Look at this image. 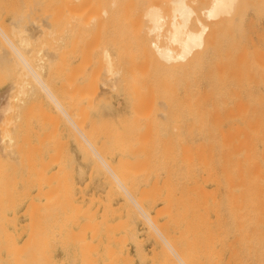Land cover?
<instances>
[{"label": "rangeland", "instance_id": "1", "mask_svg": "<svg viewBox=\"0 0 264 264\" xmlns=\"http://www.w3.org/2000/svg\"><path fill=\"white\" fill-rule=\"evenodd\" d=\"M2 1L3 0H0V11H1L0 12V29L3 30L5 28L3 30V32L6 35H8V37L10 39H12L14 42L17 43L18 38H19V41H21L20 40L21 37H20V34L17 35L19 33V31L15 29L17 26L14 25L16 23H14L15 22V20L13 18L14 16L11 13L12 12V6L11 5H13V3L11 2L12 3L11 4L9 0H5V3L9 1L5 5L4 1L3 2ZM184 1H185V4L187 5V7L191 8L192 12L194 13L193 17L191 18V22L189 24L190 29L192 31L193 30L198 31L200 29L199 23H203L204 25L206 24L209 27L210 32H208L209 33V34H207L208 38L206 39L207 40L206 43L208 46L207 45L205 46V49H204L205 51L203 52V54H202V52L200 54H198L197 58L194 57L195 59L190 61V63L189 62L186 63L187 64L186 66L182 65L183 68L179 67V65L177 67L176 66L172 67V65H171V68L169 66H167L168 68H166L165 67L166 65L164 63H162L156 57V55L154 54V52L152 50L149 51L152 53V56H151V54L148 52V48L146 47L147 43L149 41H154L156 38V37H154V39H152L153 37L150 36L149 33H147L148 30L150 29L151 25H149L147 22L148 20H147L146 14L150 9H152V8H155L157 10L159 9L162 13H164V16L167 17L166 19H169V20H167L168 23H167V27L165 28V32L170 29L172 22H174V21L182 22L183 21V17H181V16H179L177 18L175 17V14H174V2H175V0H91L90 6H88L87 9L85 8L86 10L84 11V13H82V11L79 13V15L81 14V17L78 15V13H77V15L75 13H74L75 14L74 16L72 15V12H75V11H73L74 9L71 11L70 15L63 10L58 9L57 10L58 12L56 11L57 14H55V17L57 19L56 18L54 19V21L56 20L55 26H57V27L54 26L56 28V29L54 28V30H56L57 32L52 29L55 32L54 35H57V36H54V35H53L54 37L52 35H50L51 37L48 36L49 33L51 32V30H49L50 32L48 31L49 32L48 35L43 36V37L41 35L42 40H43V41H41V43H38V42H40V40H39L40 36H38V37H36V38H39L38 40L33 39V41H31V42L35 41V43H36V41H38L36 43L37 45L32 44V46L29 47L30 49H26L23 47V52H24V49H26V53L28 54L27 55L24 52L26 54V57H28L29 61L31 60L30 64H31L32 68L34 70H36L37 73H39V75H41L43 82L51 90V92L54 94V96L58 99L59 103H61V106L64 107L65 112L67 114L69 113L68 116L70 118H72L74 125H77V123L79 124L82 121L81 126L79 124V125L73 127V125L68 123L69 121H67L68 120V119H66L67 117L65 118V116L62 115V113L57 109V107L50 101L48 95L44 91H42L41 87H39L38 84H36V81L34 80V78H32L31 76L27 77L28 74L26 73V71L22 67V65L19 66L18 65L19 63L17 64L15 62V60L13 62L12 56L8 55L10 52L9 51L10 47L9 46L6 47L7 43L4 44L5 40L2 39L3 38L2 36H1L2 38L0 37V72H3V74L0 73V76L3 77L2 79H0V95L2 96V94L6 93L7 99L9 98V103H10L7 108L10 107L9 109L11 110L10 111L8 109L9 111L3 113L4 114L3 116L0 113V124H1L0 125V127H1L0 128V131H1L0 140H1V137L4 136L3 138H5L6 136L9 135V137H8L9 140L5 139L4 147H3V144L0 145L1 149L5 148L4 152L0 150V161H2L1 164L6 162V163L2 164L5 167L0 164V168H2L3 170L6 169V170H4V173L6 172V174H7V175L4 174L3 170L0 169L1 170L0 172H2V173H0L1 174L0 175V185L2 186V187L0 186L1 187L0 189H2L0 191V194H1L0 196L3 197V198L0 197V200H2V201H0V203H1L0 215L2 214V216H4V217L0 216V218H1L0 219V222H1L0 228H2V230L0 229V264H16L17 262H18L17 264H21V261H22V264H34V263L35 264H41V263L42 264H73V263L74 264H84V263L85 264H160V263L163 264L162 262H164V264H166V263L169 264V262H168L169 259H167L168 257H170V251H168L169 248L164 244V242L162 240L159 239L160 237H159V235H157V233L153 234L154 231H152L150 229L152 227L149 224H147V222L145 220L141 221V218L142 219H144V218L141 216V214L138 210L136 211V207H135L134 203H132L133 205H131L130 199H127L128 197L126 195L125 196L123 195L124 193L122 191H120L119 187L117 186L116 181L113 180L111 174H109L107 171L102 169V166L100 165V163H98V161L92 157L93 156V155H91L92 152L90 151V148L86 145V143H83V139H82V137H80L79 131L83 135L86 134L84 136H86L87 140H89V142H91V144H94L95 148L99 147V150L97 149L98 152L104 151L103 155L106 154L107 150H109L111 146L112 147L115 146L116 143L119 141L121 144L124 145V147H126V145L129 146V143H130L131 149L137 147L136 150L132 149L135 152L139 149L136 153L133 154V157H130V158L129 157H125V158H121V157L120 158H110V157H108L107 162L110 164L112 172L115 173V171H116L117 174L115 173V175H117L118 177L120 175L122 177V179H120L121 181L123 180V178L126 179V180L125 179L123 180V183L126 186L127 190L130 191L129 193L131 195L133 193L132 197L135 198V201L137 202V198L138 199L142 198V199H139L137 203L140 204L142 202V204H140V205H142L141 206L142 210L144 212H147L150 215V218L151 217L154 218L153 223H154V226L156 227V229L158 228L160 230V232L162 233V234L161 233L160 234L163 237H165L166 240H168L171 247H173L175 250H177L178 253L180 252L181 257L185 258V257L191 256V258L193 257V259H196L195 263L197 261L198 262L200 261L199 264H232V262H233V264H234V262H235V264H237L236 261L238 259H239V261H242L241 262L242 264H246V263L250 264V262L252 264H254L255 260L253 262V261H251L252 259L251 260H250V258L248 259L247 250L245 251V249H244L242 251V249L245 247L242 248V246L240 244L236 243L235 242L236 240H234L235 238H237V235H234V233L236 234V232L234 231L235 229L232 228L234 226L231 223V219L229 221V218L231 217V214H230L231 211L229 212V210H230L229 208H231L230 207L231 205L229 206V202H230L229 199H231V195L229 193H227L226 191H224V189H221V191L216 190L215 184L211 180H210L211 182L209 180L207 181L206 180L207 177H205L206 176L205 174H203L202 172L199 174V172H200L199 171V165L197 166V164L199 162L198 161L199 158L196 159L194 157H196V156L199 157V155H198L199 152H198V154H196L197 151H199L197 147H199L202 140L204 141V139H203L204 134L202 133V131H201L202 134L199 133V125L197 124V121L199 119L196 120V118H198L199 116L195 117V115H197L199 113V112L197 113V111L200 108L202 110V108L205 104L203 103L204 104L203 105L201 103L210 94H211L210 97H212V94L215 95V96L213 95V97H212L213 99L216 98L217 95L222 96V97L217 96V98H216L217 100L216 99L213 100L210 97L209 98L212 99L213 101L210 100L209 98H207V99H209V102H208V100H206V103L210 104L208 107H211L210 110L212 109L211 111L210 110L209 111L212 113L213 112L217 113L215 115H218L217 110H215V108L212 107L213 105L211 106V103L214 102L213 103L214 105L220 104V103L222 105L223 104L225 105V103L227 102L226 99H228L229 96L232 95L234 91H236L234 89V85H233V83H236V81H237L236 79L243 78V79L237 81L239 83H241L242 80H246L247 83H248V81H253V83H255V82L257 83V81H258L259 84L262 83L261 85H259V84L255 85L256 83L255 84L252 83V84H250L249 89L250 88L252 89L254 87H255L254 89H256V86H257L256 90L252 89L253 95H256V94L259 95V94L264 93L263 92L264 91V89H263L264 88L263 87L264 86V83H263L264 79H262L259 82L260 77L262 78V76H261L262 74L260 73L261 74V75L259 74L260 76L257 75L258 72L260 71L257 68L258 66H260L258 64V61H260L259 63H264V50H263L264 49V15L262 14V13H264V12H262L264 10L263 9L264 7L261 8V5L264 6V2H263L264 0H241L239 3L240 5L237 6L238 9H236L235 14H233L234 16L232 15L233 16L232 18L229 17V18L224 19V21H220L218 23L215 22L213 24H212V22L206 21V19L204 17V12H205V10H207L211 6L212 0H184ZM83 2L84 1H82V3ZM79 3H81V2H79ZM253 3H255L256 7H253L254 6V5H252ZM6 7L8 8V10H6L7 9ZM9 8H11V9L9 10ZM78 12H79V10H78ZM64 14H65V16H64ZM75 16H77L76 19H74ZM59 17H60V19H59ZM70 17H72V18L70 19ZM92 18H95V21L92 22L91 21ZM58 21H60L59 22L60 24L59 23L57 24ZM67 21H69V22H67ZM48 22H50V21H48ZM63 22H64V24H63ZM232 22H234L235 24ZM9 23H10V25H9ZM67 23H69V24H67ZM1 25H4V26L1 27ZM50 25H52V23ZM88 25H89V27H88ZM86 27H88V28H86ZM7 30H9V32H6ZM17 31H18V33H17ZM53 31H52V33H53ZM10 33H11V35H10ZM52 33H50V34H52ZM12 34H13V36H12ZM32 34H34V33L33 32L29 33V35H31V37H32ZM27 36H28V34H27ZM27 36L25 35V37H27ZM34 36L35 35H33V37ZM47 36L50 38L48 39ZM31 37L28 36L27 38L31 39ZM44 37H46V39ZM145 37H149V38H147L148 41L146 40ZM53 38H56V39L54 40ZM1 39L4 41H2ZM164 40L165 39H162V44H166V43H163ZM141 42H142V44H141ZM43 43H45V45ZM46 43L47 44L49 43L50 46H49V44L47 45ZM53 44H55V45H53ZM41 45H42V47H41ZM33 46H34V48H33ZM42 49H43V51H42ZM52 49H53V51H52ZM145 49L147 50V52ZM40 50H41V52H40ZM47 50H48L49 54H48ZM30 51H32V52L30 53ZM50 51H52L53 53ZM106 51L108 54L111 55V65H109L108 60L106 59ZM5 53H8V54L6 55ZM10 54H11V52H10ZM149 54L151 57L149 56L147 58L146 56H148ZM71 55L73 56L72 58H71ZM262 55H263V57H262ZM199 56H201V57H199ZM241 57H243V58H241ZM32 58H33V60H32ZM254 58H255V60H254ZM235 59L237 61L238 60L239 61L237 62ZM2 60H4V62ZM38 60L40 62H38ZM32 61H34V62H32ZM68 62H70V63H68ZM235 62H236V64H235ZM191 65H192V67H191ZM247 65H248V67H247ZM256 65H257V67H256ZM146 66L148 68L147 69L148 72L142 71L143 69L146 70ZM150 66H151V68H150ZM162 66H164V67H162ZM188 66H189V69H188ZM249 66H251V73L253 71L252 75L250 74V71L247 72L248 70H250ZM13 67H14V69H13ZM234 67H236V70H234L235 69ZM16 68H18V69H16ZM177 68L178 69L180 68V70H178ZM185 68H187V69H185ZM239 68L242 72L239 70ZM246 68H248V69H246ZM109 69H111L112 71L117 73V76H115L113 78L114 79V86H112V87L105 86L107 84V82H109L112 79L110 74L106 73V71H108ZM168 70H170L171 73ZM232 70H233V72H232ZM256 70L258 72H256ZM254 71L256 74H254ZM238 73H240V74H238ZM136 75H137V77H136ZM20 77H21V79H20ZM142 77H143V79H142ZM247 78L249 79L248 81H247ZM254 78L255 79L259 78V79L255 80ZM119 80H120V82H119ZM145 80L147 83L143 82ZM211 81L213 82V84ZM244 82L245 81H242V83H244ZM135 84H137V86L139 84V89L141 91L142 90L146 91L145 95H144V92L141 95H138V93L135 95V91L134 92L130 91V90H132V87L135 86ZM212 85L215 86L214 89H216V92H217L216 94L214 92L215 90H213ZM150 86H151V88H154V90L152 89L153 91L151 90ZM190 86L192 88H190ZM231 86L233 88H231ZM10 87H11V90H10ZM156 87L157 88L159 87L158 88L159 90ZM141 88H143V89H141ZM207 88H209L210 90L208 89V94H206V96L203 97L206 93L205 90L207 91ZM211 88H212L214 93L211 91ZM139 89H137V90L139 91ZM262 89H263V91H262ZM10 91H11V93H10ZM106 91H107V94H106ZM194 91H196V92H194ZM230 91H232V92H230ZM243 91L241 92V94H243ZM130 92H133L132 94L134 95V98ZM193 92H194V94H193ZM139 93H141V92H139ZM160 93H162V96ZM245 93L251 94L252 91L248 92V89H246L243 95H246ZM254 93H256V94H254ZM148 95H150V99L153 97L154 100H153V98H152V100H150L149 97H147ZM151 95H152V97H151ZM74 96H75V98H74ZM76 96H77V98L79 97V99H77ZM142 96L144 98L145 97L146 98L144 99ZM200 96H201V98H199ZM16 97H18V98H16ZM169 97H170V99H169ZM173 97H175V98H173ZM220 97H221V99L226 98V99H224L226 102L223 100H220L219 99ZM187 98H188V101H186ZM75 99L77 100V102ZM89 99H90V101H89ZM189 99H190V101H189ZM196 99L199 102L198 101L196 102ZM143 100H145V101H143ZM146 100L150 101V102H147ZM160 100H161V102H159ZM230 100L231 99H228V102H227L228 104L226 103L225 106H222L221 104L215 106L216 109H219L218 110L219 114L222 110L225 111V114H227L228 111H230V109L232 108L231 105L229 104V103H231ZM164 101H165V103H164ZM210 101H212V102H210ZM215 101H216V104H215ZM71 102H74L75 105ZM173 102L176 105L173 104ZM177 102L180 104L182 103V104L180 105ZM193 102L194 103L196 102V104H194ZM217 102H219V103H217ZM223 102H225V103H223ZM156 103H158V104H156ZM6 104L8 105V103H6ZM172 104L174 107L172 106ZM189 104H190V106H189ZM198 104L200 106L201 105L202 106L199 108ZM148 105H149V107L153 106L152 110L149 111L147 109ZM74 106H75V108H74ZM227 106H230V107H227ZM177 107H179V108H177ZM13 108L16 110H14ZM165 108H167V109H165ZM170 108H172L173 111ZM71 109H73V111H70ZM207 109H209V108H207ZM147 110H148V112H147ZM158 110L160 112H158ZM167 110L170 111V112H167V113H170L169 114L170 116H168L169 118L167 117L168 114L167 115L165 114L166 113L165 111H167ZM213 110H215V111H213ZM174 111H176V112L174 113ZM177 111L179 114L177 113ZM224 111H222L221 114H224ZM82 112H83V114H82ZM70 113L72 115H70ZM134 113L136 116L134 115ZM183 114H184V116H183ZM215 115L213 117H215ZM171 116L173 118H171ZM79 119H80V121H79ZM139 119H140V121H139ZM166 119L167 120L170 119V120L167 121ZM5 120L6 121L8 120V122L10 121L9 124H8V122L5 123L6 122ZM149 120H151V121H149ZM184 120H185V122H184ZM51 121H53V122L51 123ZM93 121H95V122H93ZM145 121H147V122H145ZM152 121H154L156 123H154ZM165 121H166V124H165ZM144 122L146 125L144 124ZM162 122H164V123H162ZM191 122L193 124H191ZM42 123H43V126H42ZM89 123H92V126L89 125ZM94 123L97 126V128H95L96 126L95 127L93 126ZM157 123H160V126ZM167 123L170 125L168 126ZM174 123H175V125H172ZM106 124H107V126L104 127ZM125 124H126V126H125ZM150 124H151V126H150ZM153 124H155L156 126ZM180 124H181V126H179ZM195 124L197 127H194ZM70 125H71V127H70ZM129 125L131 127L132 126L133 127L131 128V127H129ZM78 126H80L81 128ZM102 126H103V129L105 128L104 130L102 129ZM149 126H150V128H149ZM227 126H228V123H227ZM88 127L89 128L92 127L91 128L92 131ZM152 127H153V129H152ZM177 127H178V129H177ZM181 128H182V130H179ZM227 128H226V123H225L224 129H223L224 133L226 131H228ZM80 129H82L83 132ZM96 129H100L101 131L100 130L98 131ZM107 129L108 130L112 129L113 131L111 130V131H109V133H107L108 132ZM134 129H135V131H134ZM166 129H168V130H166ZM77 130H79V131H77ZM93 130L95 131V133ZM191 130L193 131V133ZM96 131H97V133H96ZM131 131H132V134L134 132L132 137L135 139H129L128 142H126L123 139L117 140V138L121 134L122 135L124 133L125 134H131ZM154 131H156L158 134ZM76 132H78V133H76ZM117 132H119L121 134H119V136L117 135L115 137ZM139 132H140V134H139ZM178 132H181V134L183 133L182 134L183 135L182 140H180L182 138V135ZM217 132H218V136L214 134V133L217 134ZM5 133H7V135H5ZM44 133H47V135H45ZM104 133H106V135H104ZM135 133L137 136L134 137ZM176 133H178V134H176ZM214 133L213 134L209 133V134L214 135L220 139L219 134L221 133V131H216ZM146 134L148 135V137L146 136ZM76 135H78V136H76ZM88 135H90V136H88ZM93 135H94V137H93ZM96 135H98V136H96ZM108 135H110V136H108ZM143 135H145V136H143ZM157 135H159V136H157ZM207 135H208V133H207ZM211 135H208V136L213 138V136H211ZM77 137H78V139H77L78 141L75 139ZM136 137H138V139ZM145 137L147 138V140ZM92 138H94V139L92 140ZM95 138H97V139H95ZM115 138H116V140L114 141ZM155 138H156V140H155ZM79 139H81V141ZM143 139L145 141H143ZM214 139L216 140V138H214ZM214 139H212V140L214 141ZM219 139H218V142L222 141ZM6 140H7V142H6ZM122 140L124 142H121ZM136 140H137V142H136ZM177 140H179V142ZM185 140H186V142H185ZM199 140H201V141H199ZM10 141H12V143ZM75 141H77V142H75ZM132 141H133V143H132ZM181 141L183 142L182 144H180ZM8 142H9V144H8ZM114 142H116L115 145H114ZM174 142H177L178 144L177 143L174 144ZM214 142H217V141H214ZM120 143H118V145L123 146ZM143 144H145V145H143ZM5 145H7V146H5ZM180 145H181V147H180ZM48 146H49V148H47ZM77 146H79V147H77ZM104 146L106 147V150L104 149L105 148ZM182 147L184 148V151H182ZM190 149L191 150L193 149V151H196V152H192V151H190ZM175 150H177V151H175ZM178 150L180 151V153ZM187 150H189V151L186 152ZM139 151H141V152H139ZM162 152H164V153H162ZM189 152H191V154ZM37 153H38V155H37ZM137 153H139L140 155L138 156ZM169 153H170V156H169ZM34 154H35V156H33ZM52 154H53V157H52ZM100 154H101V152H100ZM166 154H168V155H166ZM176 154L177 155L181 154V155L176 156ZM184 154L185 155L188 154V157H187V155L185 157ZM87 155H89V156H87ZM148 156H149V158L146 160V158ZM168 156H169V158H168ZM28 157L31 159H29ZM137 157H138V159H141V161H142L141 164H143L142 165L143 167L140 169H138L139 168L138 167V168H136L138 171L135 169V171L131 172V170H128L127 166H129V165L131 166L132 161H137L136 160ZM158 157H159V159H158ZM183 157L187 160L186 162H185V159ZM163 158H166L167 160L166 159L164 160ZM188 158H190V159L188 160ZM82 160H83V162H82ZM93 160L97 164H94ZM195 160L198 162H196ZM7 161H8V163H7ZM51 161H52V163H51ZM117 161H119V162H117ZM127 161H128V164L126 165ZM165 161H167V163ZM191 161H195L194 165L190 163ZM48 162H50L51 165ZM148 162H149V164H148ZM158 162H160V163L162 162V163L160 164ZM172 162H174V163H172ZM182 162L185 164H183ZM187 162L191 166V167H189V165H188L189 168L196 166L194 168V170L191 169L193 171H191L186 166ZM33 163H34V165L32 166ZM45 163H46V165H45ZM8 164L9 165L13 164V166L12 165L9 166ZM124 164H125V166H124ZM132 164H133V162H132ZM139 164H140V162H139ZM134 165H135V163H134ZM11 166H12V168H15V169L13 170L11 168ZM46 166H48V167L46 168ZM59 166H60V168H59ZM92 166L94 167V169ZM23 167H25V168H23ZM167 167H169L168 170H167ZM186 167H187V169H189L192 172V174L190 173V171L188 173V170L185 169ZM19 169H21L22 171ZM164 169H165V171H164ZM175 170H176V172H175ZM30 171H31V173H30ZM90 171H91V173H90ZM167 171H169V172L167 173ZM13 172H14V174H12ZM69 172H70V174H69ZM125 172H126V174H125ZM127 172H128V174L130 172L131 177H129V178L126 177L128 175ZM133 172L136 176L133 174ZM105 173H106V175H104ZM145 173H147V174H145ZM16 174H17V176H16ZM142 174H143V176H142ZM189 174H191L192 177L191 176L189 177ZM12 175H13V177H12ZM63 175H65V176H63ZM132 175H134V176L132 177ZM137 175H138V177H137ZM157 175L159 178L157 177ZM5 176L7 178H10L12 180V182H15V183L13 184L12 182H8L11 180L7 179ZM45 176L47 178L49 176V179H46ZM104 176H105V179H104ZM202 176H203V178H202ZM121 177H119V178H121ZM135 177H136V180H135ZM3 178L6 179L7 182L4 181L2 183V181L4 180ZM33 178H34V180H33ZM39 178H41V179H39ZM138 178H140V179H138ZM1 179H2V181H1ZM71 179H73V180H71ZM132 179H133V181L131 182L130 180H132ZM137 179H138V181H137ZM50 180H51V182H49ZM164 180H165V182L162 183V181H164ZM205 180H206V182H204ZM47 181H48V183H47ZM135 181H137V182L135 183ZM145 181H147V182H145ZM70 182H72V183H70ZM199 182H201V183H199ZM27 183H29V185ZM114 183L116 184V186ZM131 183H133V184H131ZM23 184H25V185H23ZM56 184H58V185L55 186ZM161 184L163 187L161 186ZM179 185H180V187L182 185L183 188L181 187L182 188L181 189L179 187ZM51 186H53V187H51ZM72 186L75 188H73ZM189 186H190V189H189ZM5 187H7V188H5ZM49 187H51V188H49ZM63 187H64V189H63ZM115 187L116 188L118 187V188L116 189ZM129 188H130V190H129ZM8 189H9V192H8ZM49 189H50V191H49ZM15 190H17L18 192ZM19 190L26 192V193H23ZM108 190H109V192H108ZM47 191H48V193H47ZM210 191H211V193L208 194ZM212 191L214 192V197L212 196L213 195ZM6 192H8L9 194L8 193L6 194ZM64 192H66L68 195ZM110 192H111V194H110ZM112 193H113V195H112ZM10 194H12V195H10ZM46 194L48 196H46ZM225 194H226V196H225ZM228 194L230 195V198H229ZM64 195H66V196H64ZM6 196H8L7 199H6ZM16 196L18 199L16 198ZM67 196H69V197L66 198ZM144 196H146V197H144ZM227 196L229 199L227 198ZM55 197H56V199H58L57 202H56V200L53 201L55 199ZM91 198H93L94 200L92 199L90 201ZM156 198H158V199H156ZM81 199H82V201H81ZM108 199H110V200H108ZM147 200H150V201H148L149 203L147 202ZM219 200L221 201L222 204L220 203ZM8 202L11 203V207H10V204ZM47 202H49V203H47ZM50 202L51 203L54 202V203L50 204ZM198 202H199V204H198ZM12 203H13V205H12ZM43 203H44V205H42ZM105 203H106V205H105ZM231 203H232V201L230 202V204ZM189 204H190V206H189ZM27 205H29V206H27ZM183 205L186 206L187 210L185 209V207ZM34 206H35V208H34ZM78 206H80V207H78ZM4 207H6V208H4ZM87 207H88V210H87ZM175 207H176L177 212L175 210ZM217 207H218V209H217ZM32 208H34V209H32ZM157 210H159V211H157ZM46 211H47V213H46ZM155 211H157V212H155ZM215 211H216V213H215ZM133 212H134V214H133ZM158 212L160 213V215L158 214ZM80 213H81V215H78V217H76L77 214H80ZM115 213H116V215H115ZM189 213H191V214H189ZM127 214H129V215H127ZM225 214H227V215L225 216ZM89 215H90V217H89ZM137 215H139V217H141V218L139 219V217H137ZM70 216H71V218H70ZM127 217H128V219H127ZM198 217H199V219H198ZM225 217H228V218H225ZM153 218H151V219L153 220ZM2 219H4V220H2ZM54 219H56V220H54ZM224 219H226V220L224 221ZM52 220H54V221H52ZM174 220L178 221L179 223L174 222ZM123 221H125L124 225L122 224ZM85 222H86V224H85ZM126 222H128V223H126ZM88 223H89V225H88ZM120 223L122 226L120 225ZM176 223H177V225H176ZM24 224H25V226H24ZM92 224H93V226H92ZM146 224L148 227L146 226ZM159 224L160 225L164 224V225L160 226ZM81 226H83V227L85 226V227L83 228ZM166 226H168V227H166ZM220 226H221V229H220ZM159 227H162V229ZM52 229L54 230V232ZM232 230L234 231V233ZM41 231H43V232H41ZM221 231H225V232H221ZM226 231L228 233H226ZM79 232H80V234L82 233V235L78 234ZM125 232H126V234H125ZM150 232H151V234H150ZM94 233H95V235H94ZM209 233H210V236H209ZM55 234L58 237H56ZM77 234L79 236H77ZM218 234H219V236H218ZM40 235H41V237H39ZM13 236H14V238H13ZM155 236H157V237H155ZM224 236H225V238H224ZM53 237H55V238H53ZM77 238H78V240H77ZM135 238H136V240H135ZM122 239H124V240H122ZM141 239H143V240H141ZM208 240H209V244L212 243L209 246L207 243ZM215 242H217V243H215ZM224 242L226 245L224 244ZM161 243H162V245H161ZM80 244L81 245L83 244L82 247ZM185 244L190 245V246L186 247ZM139 245H140V248H139ZM198 245H199V247H198ZM212 245H213V247H212ZM229 245H230V247H229ZM11 246H13L14 248L13 247L11 248ZM18 246L21 248V250H19L20 248L17 249ZM38 246H40V247H38ZM163 246H165V251L163 249L164 248ZM193 246H195L194 249H192ZM231 246L233 248L237 246L236 249L234 248L236 250L235 253H233L234 250L232 249ZM183 247H185V248L190 247L189 248L190 250L187 249V251H186L185 248L183 250ZM224 247H226V248H224ZM15 248L18 250V252L22 251V250L23 251L25 250V251L22 252L23 253L22 255H20L21 252L18 254V252L15 250ZM13 249L15 251H12ZM32 250L36 251L37 253L33 252ZM107 250H108V252H107ZM160 250H161V252H160ZM230 250H231V253H230ZM6 251H9L10 253H8V252L6 253ZM12 252H14V254ZM25 252L27 253V255H28V253L30 255L25 256L26 255ZM135 252H136V254H135ZM191 252H192V255H189V254H191ZM237 252H238V255H237ZM202 253L204 256L201 255ZM239 253H241V255L243 257L241 255L239 256ZM144 254H145V256H144ZM194 254L196 255V257H194ZM245 254H246V256H245ZM13 255L17 256V258L19 260L15 259ZM50 255H52V256H50ZM236 255L239 257H242L243 259L240 260V258L236 257ZM40 256H42L41 257L42 259H38V258H40ZM142 257H144V258H142ZM139 258H141V259H139ZM73 259H74V261H73ZM193 259H192V263H193ZM13 260H16V261L13 262ZM33 260H35V261H33ZM37 262H39V263H37ZM195 263H193V264H195Z\"/></svg>", "mask_w": 264, "mask_h": 264}, {"label": "bare ground", "instance_id": "2", "mask_svg": "<svg viewBox=\"0 0 264 264\" xmlns=\"http://www.w3.org/2000/svg\"><path fill=\"white\" fill-rule=\"evenodd\" d=\"M4 1V3H5V0H3ZM2 1V2H3ZM10 1V3L12 2L13 3V5H11L12 6V15L14 16L13 18H14V20H15V22L14 23H16V24H14V25H16L17 27L15 28L16 30H18L19 31V33H18V31H17V35H19L20 34V37H21V41H19V38H18V41H17V43L16 42H14L12 39H10L9 37H8V35H6L4 32H3V30L5 29L4 27V29L2 30V29H0V37L2 38V39H4V40H2V41H4V44L5 43H7V46L6 47H10L9 49V51L11 52V54H10V52H9V54L8 53H5L6 55L8 54L9 56L11 55L12 56V60H13V62H14V60H15V62L19 65V66H21L22 65V67L25 69V71H26V73L28 74L27 75V77L28 76H31L32 78H34V80L36 81V84H38L39 85V87H41V89H42V91H44L47 95H48V97H49V99H50V101L57 107V109L62 113V115H64L65 116V118L66 119H68L67 121H69L68 123H70L71 125H73V127L74 126H77V125H79L80 124V126H81V123H82V121L78 124L77 123V125H74V122H73V120H72V118H70L68 115H69V113L67 114L66 112H65V110H64V107H62L61 106V103H59V101H58V99L54 96V94L51 92V90L46 86V84L43 82V80H42V77H41V75H39V73H37V71L36 70H34L33 68H32V66H31V64H30V61H29V59H28V57H26V49H30L29 47H31L32 46V44H36L38 41H36V43H35V41L34 42H31V41H33V39H39V38H36V37H38V36H40V42H38V43H41V41H43L42 40V37L43 36H46V35H48V33L50 32L49 30H51V32L50 33H52V31L54 30V28L55 27H57V26H55L56 24V20L54 21V19L56 18L55 17V14H57V10L58 9H61V10H63V11H65V12H67L69 15L71 14V11L73 10V11H75V12H72V15L74 16L75 14L77 15V13H78V15H79V13L82 11V13H84V11L88 8V6H90V2H91V0H9ZM8 1V2H9ZM82 1H84L83 3H82ZM240 1L241 0H212V2H211V6L207 9V10H205V12H204V17H205V19H206V21H208V22H212V24L213 23H215V22H220V21H224V19H226V18H229V17H233L234 15L233 14H235V12H236V9H238L237 8V6H239L240 4ZM8 2H6V3H8ZM79 2H81V3H79ZM244 2V1H243ZM256 2V1H255ZM261 2V1H260ZM264 2V1H263ZM6 3H5V5H6ZM11 3V4H12ZM77 3V4H76ZM80 5H79V4ZM75 4V5H74ZM258 4V3H257ZM256 4V5H257ZM2 5V4H1ZM9 5V4H8ZM79 5V6H78ZM217 5H219V6H217ZM247 5V4H246ZM252 5H254L253 7H256L255 6V3H253ZM4 6V5H3ZM78 6V7H77ZM74 7V8H73ZM262 7H264V6H262L261 5V8ZM7 8V7H6ZM77 10H76V9ZM86 8V9H85ZM251 8V7H250ZM5 9V8H4ZM11 8H9V10H10ZM264 9V8H263ZM262 9V10H263ZM6 10H8V8L6 9ZM5 10V11H6ZM78 10H79V12H78ZM240 10V9H239ZM249 10V9H248ZM57 11V12H56ZM257 11V10H256ZM1 12V11H0ZM262 12H264V10L262 11ZM10 13V14H11ZM75 13V14H74ZM256 13V12H255ZM174 14H175V17L177 18V17H179V16H181V17H183V21L182 22H179V21H174V22H172L171 23V27H170V29L169 30H167L166 32H165V28L167 27V20H169V19H166L167 17H165L164 16V13H162L159 9L157 10V9H155V8H152V9H150L148 12H147V14H146V17H147V22H148V24L149 25H151V27H150V29L148 30V32L147 33H149V35L150 36H152L153 38L152 39H154V37H156L155 38V40L154 41H149L148 43H147V48H148V52L149 51H153L154 52V54L156 55V57L162 62V63H164L166 66V68H168L167 66H169L170 68H171V65H172V67H177L178 65H179V67H182L183 68V66H186L187 64L186 63H190V61H192L193 59H195L194 57H196L197 58V56H198V54H200L201 52H202V54H203V52L205 51L204 49H205V46L207 45V34H209L208 32H210V30H209V27L205 24H203V23H199V25H200V29L198 30V31H192L191 29H190V26H189V24H190V22H191V18L193 17V15H194V13L192 12V9L191 8H189V7H187V5L185 4V1L184 0H175V2H174ZM263 15H264V13H262ZM67 15V14H66ZM71 15V16H72ZM233 15V16H232ZM239 15V14H238ZM241 15V14H240ZM259 15V14H258ZM64 16H65V14H64ZM80 17H81V14L79 15ZM236 16V15H235ZM79 17V18H80ZM12 18V19H13ZM62 18V17H61ZM72 17H70V19H71ZM77 18V16H75L74 17V19H76ZM57 19V18H56ZM59 19H60V17H59ZM3 20V19H2ZM13 21V20H12ZM48 21H50L51 23H52V25H50L51 23L50 22H48ZM66 21V20H65ZM91 21L93 22V21H95V18H92L91 19ZM103 21V20H102ZM235 21V20H234ZM60 21H58L57 22V24L59 23ZM67 22H69V21H67ZM73 22V21H72ZM100 22V21H99ZM12 23V22H11ZM66 23V22H65ZM232 23H234V22H232ZM250 23V22H249ZM60 24V23H59ZM63 24H64V22H63ZM67 24H69V23H67ZM235 24V23H234ZM9 25H10V23H9ZM148 25V26H149ZM2 26H4V25H1V27ZM6 26V25H5ZM8 26V25H7ZM55 26V27H54ZM65 26V25H64ZM59 27V26H58ZM69 27V26H68ZM67 27V28H68ZM85 27V26H84ZM88 27H89V25H88ZM88 27H86V28H88ZM250 27V26H249ZM53 29V30H52ZM56 29V28H55ZM61 30V29H60ZM49 31V32H48ZM54 31H56V30H54ZM53 31V33L52 34H50L49 33V35L48 36H50V35H54L55 34V32ZM64 31V30H63ZM71 31V30H70ZM6 32H9V30H7ZM34 33V34H32V37H31V35H29V33ZM57 32V31H56ZM165 32V33H164ZM27 34H28V36L29 37H31V39L30 38H27L28 36H27ZM58 34V33H57ZM67 34V33H66ZM71 34V33H70ZM10 35H11V33H10ZM24 35V36H23ZM25 35L27 36V37H25ZM33 35H35L34 37H33ZM41 35H42V37H41ZM64 35V34H63ZM148 35V36H149ZM12 36H13V34H12ZM47 36V38L49 39L50 37H48ZM54 36H57V35H54ZM53 36V37H54ZM66 36V35H65ZM244 36V35H243ZM45 39H46V37H44ZM43 38V39H44ZM62 38V37H61ZM60 38V39H61ZM68 38V37H67ZM146 38V40L148 41V39L147 38H149V37H145ZM54 40L56 39V38H53ZM143 39V38H142ZM162 39H165L164 40V42L163 43H166V44H162ZM15 40V39H14ZM58 40V39H57ZM145 40V39H144ZM150 40V39H149ZM53 41V40H52ZM51 41V42H52ZM146 41V42H147ZM166 41V42H165ZM48 42V41H47ZM50 42V41H49ZM60 42V41H59ZM151 42V43H150ZM57 43V42H56ZM62 43V42H61ZM44 45H45V43H43ZM42 44V45H43ZM47 44V43H46ZM49 44V43H48ZM47 44V45H48ZM52 44V43H51ZM63 44V43H62ZM141 44H142V42H141ZM37 45V44H36ZM42 45H41V47H42ZM53 45H55V44H53ZM237 45V44H236ZM49 46H50V44H49ZM208 46V45H207ZM23 47L24 48H26V49H24V52L26 53H24L23 52ZM28 47V48H27ZM45 47V46H44ZM43 47V48H44ZM48 47V46H47ZM143 47V46H142ZM242 47V46H241ZM33 48H34V46H33ZM38 48V47H37ZM55 48V47H54ZM48 49V48H47ZM6 50V49H5ZM45 50V49H44ZM143 50V49H142ZM146 50V49H145ZM264 50V49H263ZM42 51H43V49H42ZM52 51H53V49H52ZM52 51H50V52H52ZM209 51V50H208ZM245 51V50H244ZM243 51V52H244ZM32 51H30V53H31ZM40 52H41V50H40ZM47 52H48V50H47ZM74 52V51H73ZM146 52H147V50H146ZM145 52V53H146ZM241 52V51H240ZM246 52V51H245ZM252 52V51H251ZM255 52V51H254ZM257 52V51H256ZM53 53V52H52ZM98 53V52H97ZM102 53V52H101ZM105 53V52H104ZM144 53V52H143ZM150 54H151V56H152V53L151 52H149ZM263 53V52H262ZM48 54H49V52H48ZM56 54V53H55ZM99 54V53H98ZM150 54L148 55V56H146L147 58L150 56ZM153 54V55H154ZM235 54V53H234ZM258 54V53H257ZM28 55V54H27ZM30 55V54H29ZM37 55V54H36ZM74 55V54H73ZM3 56V55H2ZM54 56V55H53ZM70 56V55H69ZM77 56V55H76ZM150 56V57H151ZM204 56V55H203ZM235 56V55H234ZM241 56V55H240ZM244 56V55H243ZM248 56V55H247ZM6 57V56H5ZM73 56L71 55V58H72ZM199 57H201V56H199ZM262 57H263V55H262ZM10 58V57H9ZM34 58V57H33ZM33 58H32V60H33ZM37 58V57H36ZM40 58V57H39ZM57 58V57H56ZM77 58V57H76ZM239 58V57H238ZM241 58H243V57H241ZM248 58V57H247ZM261 58V57H260ZM10 59V60H11ZM51 59V58H50ZM70 59V58H69ZM106 59L108 60V63H109V65H111V55L110 54H108L107 53V51H106ZM262 59V58H261ZM36 60V59H35ZM34 60V61H35ZM149 60V59H148ZM236 60V59H235ZM246 60V59H245ZM254 60H255V58H254ZM263 60V59H262ZM3 62H4V60H2ZM9 61V60H8ZM34 61H32V62H34ZM37 61V60H36ZM237 61V60H236ZM239 61V60H238ZM237 61V62H238ZM252 61V60H251ZM10 62V61H9ZM38 62H40L39 60H38ZM241 62V61H240ZM260 61H258V64L260 65V66H258L257 67V65H256V67L261 71H259L258 69V71L256 70V72H258V74L257 75H259L260 73L262 74H260L261 76H262V78L260 77V80H259V82L262 80V79H264V63H259ZM68 63H70V62H68ZM194 63V62H193ZM196 63V62H195ZM255 63V62H254ZM235 64H236V62H235ZM256 64V63H255ZM181 65V66H180ZM183 65V66H182ZM189 65V64H188ZM234 65V64H233ZM135 66V65H134ZM201 66V65H200ZM21 67V68H22ZM40 67V66H39ZM111 67V66H110ZM127 67V66H126ZM162 67H164V66H162ZM191 67H192V65H191ZM245 67V66H244ZM247 67H248V65H247ZM250 68V70H248L247 72H249L250 71V74L252 75L253 74V71H252V73H251V66H249ZM255 67V66H254ZM255 67V68H256ZM22 68V69H23ZM128 68V67H127ZM150 68H151V66H150ZM181 68V69H182ZM235 69L234 70H236V67H234ZM13 69H14V67H13ZM16 69H18V68H16ZM139 69V68H138ZM147 66H146V70L145 69H141L142 71H147ZM178 69V68H177ZM185 69H187V68H185ZM188 69H189V66H188ZM244 69V68H243ZM246 69H248V68H246ZM253 69V68H252ZM178 70H180V68L178 69ZM210 70V69H209ZM239 70H240V68H239ZM255 70V69H254ZM21 71V70H20ZM23 71V70H22ZM39 71V70H38ZM136 71V70H135ZM134 71V72H135ZM140 71V70H139ZM169 72H170V70H168ZM184 71V70H183ZM241 71V70H240ZM239 71V72H240ZM246 71V70H245ZM133 72V73H134ZM148 72V71H147ZM209 72V71H208ZM232 72H233V70H232ZM242 72V71H241ZM240 72V73H241ZM1 74H3V72H0ZM15 73V72H14ZM106 73L108 74H110V76L112 77V79L109 81V82H107V84L105 85V86H109V87H112V86H114V77L115 76H117V73H115L114 71H112L111 69H109L108 71H106ZM171 73V72H170ZM183 73V72H182ZM240 73H238V74H240ZM141 74V73H140ZM208 74V73H207ZM212 74V73H211ZM254 74H256L255 73V71H254ZM138 75V74H137ZM137 75H136V77H137ZM183 75V74H182ZM186 75V74H185ZM233 75V74H232ZM246 75V74H245ZM250 75V76H251ZM259 75V76H260ZM128 76V75H127ZM135 76V75H134ZM142 76V75H141ZM150 76V75H149ZM238 76V75H237ZM242 76V75H241ZM1 78L0 79H2L3 77L2 76H0ZM210 77V76H209ZM246 77V76H245ZM254 77V76H253ZM19 78V77H18ZM25 78V77H24ZM126 78V77H125ZM238 78V77H237ZM240 78V77H239ZM252 78V77H251ZM250 78V79H251ZM20 79H21V77H20ZM135 79V78H134ZM138 79V78H137ZM136 79V80H137ZM142 79H143V77H142ZM145 79V78H144ZM241 79H243V78H241ZM241 79H236L237 81L238 80H241ZM255 79V78H254ZM259 79V78H258ZM258 79H255V80H258ZM249 79L247 78V81H248ZM254 80V81H255ZM149 81V80H148ZM151 81V80H150ZM236 81V83H233V85H234V89L236 90V91H234L233 92V94L232 95H228L229 96V98L228 99H231L230 100V102L231 103H229L230 105H231V109H230V111H228V113L227 114H225V111L224 110H222V111H224V114H221L222 113V111L220 112V114L222 115H220L219 114V109H216V105H220V104H216V101H215V104L216 105H214L213 103H211V106L212 107H214L215 108V110H217V112H218V115H215V114H217V113H212V112H210L211 110H210V108L211 107H208L210 104H208V103H206V100H208V102H209V99L210 98H212L213 97V95L214 94H212V97H210L211 96V94L209 95V96H207V98H209V99H207V98H205V102L204 101H202V103L201 104H203L204 106H203V108H202V110H201V106L199 105V110L197 111V113L199 114H197V115H195V117L197 116H199L198 118H196V120H198L197 121V124L199 125V133H201V131H202V133L204 134L203 135V139H204V141L202 140H199V141H201V144L199 145V147H197L198 148V150L199 151H197V153L196 154H198V152H199V157H197L196 155V157H194V158H199L198 159V161H196V162H198V164H197V166L199 165V174L202 172L203 174H205L206 176L205 177H207L206 178V180L208 181H212L214 184H215V187H216V190H220L221 191V189H224V191H226L227 193H229L230 195H231V199H229L230 198V195L228 194V196H229V198H228V196H227V198L230 200V202L232 201V203L230 204V202H229V206L231 207V208H229L228 210H229V212H230V214H231V217L229 218V221H230V219H231V223H232V225L234 226V227H232V228H234L235 230V232H236V234L234 233V231H233V233H234V235H237V238H235L234 240H236L235 242L236 243H238V244H240L241 246H242V248L243 247H245V248H243L242 249V251L245 249V251L247 250V252H248V259L250 258V260L251 261H253L254 262V260H255V262H254V264H264V93L263 94H259V95H257L256 93H254V94H256V95H253V90L252 89H254V88H250L249 89V87H250V84H252L253 83V81H248V83L246 82V80H242V81H245L244 83H242V81H241V83H239V82H237ZM119 82H120V80H119ZM123 82V81H122ZM143 82H146V80L145 81H143ZM152 82V81H151ZM195 82V81H194ZM212 82V81H211ZM221 82V81H220ZM233 82V81H232ZM235 82V81H234ZM79 83V82H78ZM133 83V82H132ZM147 83V82H146ZM145 83V84H146ZM149 83V82H148ZM153 83V82H152ZM191 83V82H190ZM256 83V82H255ZM255 83H253V84H255ZM263 83H264V81H263ZM125 84V83H124ZM123 84V85H124ZM168 84V83H167ZM192 84V83H191ZM212 84H213V82H212ZM259 83H258V81H257V83L255 84V85H258ZM262 84V83H261ZM261 84H259V85H261ZM23 85V84H22ZM120 85V84H119ZM132 85V84H131ZM152 85V84H151ZM189 85V84H188ZM72 86V85H71ZM104 86V85H103ZM118 86V85H117ZM155 86V85H154ZM165 86V85H164ZM195 86V85H194ZM197 86V85H196ZM213 86V90H215L214 92H215V94L217 93L216 92V89H214V85H212ZM253 86V85H252ZM263 86V85H262ZM146 87V86H145ZM148 87V86H147ZM160 87V86H159ZM158 87V88H159ZM198 87V86H197ZM196 87V88H197ZM211 87V86H210ZM264 87V86H263ZM71 88V87H70ZM75 88V87H74ZM81 88V87H80ZM124 88V87H123ZM136 90H135V89ZM150 88H151V86H150ZM157 88V87H156ZM157 88V89H158ZM172 88V87H171ZM190 88H192L191 86H190ZM231 88H233L232 86H231ZM230 88V89H231ZM259 88V87H258ZM137 89H139V84H138V86H137V84H135V86L134 87H132V90H130V91H135V95L138 93V95H141V94H143V92H144V95H145V93H146V91H144V90H140L139 89V91L137 90ZM141 89H143V88H141ZM154 90V88H151V90ZM163 89V88H162ZM208 89L209 88H207V91L205 90V95L203 96V97H205L206 96V94H208ZM246 89H248V92H250V91H252V93L251 94H247V93H245L246 95H243L244 94V92H245V90ZM256 89H257V86H256ZM256 89H254V90H256ZM264 89V88H263ZM263 89H262V91H263ZM10 90H11V87H10ZM23 90V89H22ZM103 90V89H102ZM125 90V89H124ZM152 90V91H153ZM159 90V89H158ZM173 90V89H172ZM191 90V89H190ZM210 90V89H209ZM213 90H212V88H211V91L213 92ZM232 90V89H231ZM244 90V91H243ZM260 90V89H259ZM76 91V90H75ZM123 91V90H122ZM126 91V90H125ZM138 91V92H137ZM243 91V94H241V92ZM133 92H130L131 94L133 93ZM139 92H141V93H139ZM158 92V91H157ZM194 92H196V91H194ZM194 92H193V94H194ZM213 92V93H214ZM224 92V91H223ZM228 92V91H227ZM230 92H232V91H230ZM247 92V91H246ZM255 92V91H254ZM264 92V91H263ZM10 93H11V91H10ZM75 93V92H74ZM81 93V92H80ZM163 93V92H162ZM162 93H160L161 94V96H162ZM201 93V92H200ZM203 93V92H202ZM261 93V92H260ZM21 94V93H20ZM19 94V95H20ZM102 94V93H101ZM106 94H107V91H106ZM109 94V93H108ZM189 94V93H188ZM219 94V93H218ZM221 94V93H220ZM9 95V94H8ZM76 95V94H75ZM133 95V94H132ZM153 95V94H152ZM152 95H151V97H152ZM177 95V94H176ZM197 95V94H196ZM195 95V96H196ZM199 95V94H198ZM223 95V94H222ZM10 96V95H9ZM79 96V95H78ZM90 96V95H89ZM101 96V95H100ZM160 96V95H159ZM158 96V97H159ZM166 96V95H165ZM215 96V95H214ZM218 97L219 96H221V95H217ZM217 96H216V98H217ZM224 96V95H223ZM98 97V96H97ZM143 97V96H142ZM147 97H149V99H150V95H148ZM188 97V96H187ZM222 97V96H221ZM221 97L219 98L220 100H223V101H225L224 99H226V98H222L221 99ZM16 98H18V97H16ZM15 98V99H16ZM74 98H75V96H74ZM73 98V99H74ZM76 98H77V96H76ZM133 98H134V95H133ZM144 98V97H143ZM146 98V97H145ZM144 98V99H145ZM153 98V97H152ZM152 98L150 99V100H152ZM161 98V97H160ZM165 98V97H164ZM173 98H175V97H173ZM180 98V97H179ZM192 98V97H191ZM199 98H201V96L199 97ZM216 98H214V99H216ZM77 99H79V97L77 98ZM148 99V98H147ZM163 99V98H162ZM169 99H170V97H169ZM186 99V98H185ZM195 99V98H194ZM198 99V98H197ZM196 99V102L198 101ZM213 99V98H212ZM212 99H210V100H212ZM213 99V100H214ZM228 99H226V101L228 102ZM76 100V99H75ZM74 100V101H75ZM81 100V99H80ZM153 100H154V98H153ZM182 100V99H181ZM212 100V101H213ZM217 100V99H216ZM219 100V101H220ZM8 101V102H7ZM12 101V100H11ZM89 101H90V99H89ZM143 101H145V100H143ZM142 101V102H143ZM147 101V100H146ZM174 101V100H173ZM179 101V100H178ZM184 101V100H183ZM186 101H188V98H187V100ZM189 101H190V99H189ZM212 101H210V102H212ZM225 101V102H226ZM76 102H77V100H76ZM79 102V101H78ZM147 102H150V101H147ZM156 102V101H155ZM159 102H161V100L159 101ZM185 102V101H184ZM196 102L194 103V104H196ZM199 102V101H198ZM225 102H223V103H225ZM226 102V103H227ZM6 103H8V105L6 104ZM12 103V102H11ZM18 103V102H17ZM24 103V102H23ZM71 103H73L74 104V102H71ZM89 103V102H88ZM153 103V102H152ZM164 103H165V101H164ZM169 103V102H168ZM167 103V104H168ZM178 103V102H177ZM187 103V102H186ZM190 103V102H189ZM192 103V104H193ZM217 103H219V102H217ZM226 103H225V105H226ZM9 98L7 99V96H6V93L5 94H2V96L0 95V113H1V115L3 116L4 114L3 113H5V112H7V111H9L10 109V107L9 108H7L8 106H9ZM138 104V103H137ZM145 104V103H144ZM147 104V103H146ZM154 104V103H153ZM156 104H158V103H156ZM163 104V103H162ZM171 104V103H170ZM173 104H175L174 102H173ZM173 104H172V106H173ZM178 104H180V103H178ZM182 104V103H181ZM180 104V105H181ZM228 104V103H227ZM75 105V104H74ZM135 105V104H134ZM150 105V104H149ZM149 105H148V107H147V109L150 111V110H152V107H149ZM165 105V104H164ZM176 105V104H175ZM222 105V104H221ZM224 104L222 105V106H225ZM89 106V105H88ZM160 106V105H159ZM167 106V105H166ZM189 106H190V104H189ZM77 107V106H76ZM142 107V106H141ZM156 107V106H155ZM154 107V108H155ZM174 107V106H173ZM193 107V106H192ZM218 107V106H217ZM227 107H230V106H227ZM21 108V107H20ZM74 108H75V106H74ZM78 108V107H77ZM76 108V109H77ZM94 108V107H93ZM144 108V107H143ZM157 108V107H156ZM159 108V107H158ZM169 108V107H168ZM177 108H179V107H177ZM181 108V107H180ZM186 108V107H185ZM207 108H209V109H207ZM213 108V109H214ZM222 108V107H221ZM9 109V110H8ZM14 109V108H13ZM79 109V108H78ZM82 109V108H81ZM131 109V108H130ZM136 109V108H135ZM134 109V110H135ZM145 109V108H144ZM165 109H167V108H165ZM172 111H173V109L172 108H170ZM169 109V110H170ZM198 109V108H197ZM14 110H16V109H14ZM50 110V109H49ZM133 110V111H134ZM138 110V109H137ZM143 110V109H142ZM148 110H147V112H148ZM156 110V109H155ZM169 110H167V111H165L166 113V115H167V117L168 116H170L169 114L170 113H167V112H170ZM210 110V111H209ZM215 110H213V111H215ZM227 110V109H226ZM11 111V110H10ZM43 111V110H42ZM70 111H73V109H71ZM75 111V110H74ZM154 111V110H153ZM86 112V111H85ZM142 112V111H141ZM156 112V111H155ZM158 112H160L159 110H158ZM176 111H174V113H175ZM9 113V112H8ZM75 113V112H74ZM138 113V112H137ZM172 113V112H171ZM177 113H178V111H177ZM82 114H83V112H82ZM154 114V113H153ZM164 114V113H163ZM179 114V113H178ZM185 114V113H184ZM184 114H183V116H184ZM9 115V114H8ZM70 115H72L71 113H70ZM74 115V114H73ZM77 115V114H76ZM131 115V114H130ZM134 115H135V113H134ZM215 115V117H213ZM224 115V116H223ZM75 116V115H74ZM78 116V115H77ZM80 116V115H79ZM132 116V115H131ZM130 116V117H131ZM136 116V115H135ZM153 116V115H152ZM138 117V116H137ZM136 117V118H137ZM166 117V116H165ZM177 117V116H176ZM182 117V116H181ZM186 117V116H185ZM9 118V117H8ZM11 118V117H10ZM128 118V117H127ZM169 118V117H168ZM171 118H173L172 116H171ZM192 118V117H191ZM4 119V118H3ZM138 119V118H137ZM136 119V120H137ZM159 119V118H158ZM181 119V118H180ZM186 119V118H185ZM95 120V119H94ZM117 120V119H116ZM145 120V119H144ZM160 120V119H159ZM167 120V119H166ZM170 120V119H169ZM169 120H167V121H169ZM6 121V120H5ZM79 121H80V119H79ZM96 121V120H95ZM95 121H93V122H95ZM139 121H140V119H139ZM149 121H151V120H149ZM194 121V120H193ZM4 122V121H3ZM8 122V120L5 122V123H7ZM10 122V121H9ZM9 122H8V124H9ZM53 121H51V123H52ZM92 122V123H93ZM101 122V121H100ZM145 122H147V121H145ZM145 122H144V124H145ZM152 122H154V121H152ZM161 122V121H160ZM184 122H185V120H184ZM190 122V121H189ZM92 123H89V125H91L92 126ZM143 123V122H142ZM154 123H156V122H154ZM162 123H164V122H162ZM161 123V124H162ZM169 123V122H168ZM167 123V125L169 126L170 124H168ZM182 123V122H181ZM188 123V122H187ZM226 123V128L228 129V131H226L225 133H224V124ZM227 123H228V126H227ZM11 124V123H10ZM86 124V123H85ZM100 124V123H99ZM102 124V123H101ZM114 124V123H113ZM132 124V123H131ZM159 126H160V123H157ZM165 124H166V121H165ZM164 124V125H165ZM185 124V123H184ZM191 124H193L192 122H191ZM1 125V124H0ZM71 125H70V127H71ZM84 125V124H83ZM128 125V124H127ZM146 125V124H145ZM153 125H155V124H153ZM166 125V126H167ZM172 125H175V123L174 124H172ZM6 126V125H5ZM42 126H43V123H42ZM46 126V125H45ZM80 126H78V127H80ZM93 126L95 127L96 125H95V123L93 124ZM107 126V124L104 126V127H106ZM125 126H126V124H125ZM148 126V125H147ZM146 126V127H147ZM150 126H151V124H150ZM150 126H149V128H150ZM156 126V125H155ZM179 126H181V124L179 125ZM193 126V125H192ZM86 127V126H85ZM129 127H131L130 125H129ZM133 127V126H132ZM131 127V128H132ZM174 127V126H173ZM194 127H197L196 126V124H195V126ZM1 128V127H0ZM41 128V127H40ZM81 128V127H80ZM89 128V127H88ZM92 127H90L89 129H91ZM95 128H97V126L95 127ZM116 128V127H115ZM165 128V127H164ZM190 128V127H189ZM188 128V129H189ZM192 128V127H191ZM76 129V128H75ZM85 129V128H84ZM87 129V128H86ZM102 129H103V126H102ZM105 129V128H104ZM103 129V130H104ZM113 129V128H112ZM111 129V130H112ZM152 129H153V127H152ZM177 129H178V127H177ZM187 129V130H188ZM39 130V129H38ZM41 130V129H40ZM80 130H82V129H80ZM96 130H100V129H96ZM108 130V129H107ZM111 130H108V132L107 133H109V131H111ZM125 130V129H124ZM128 130V129H127ZM133 130V129H132ZM150 130V129H149ZM158 130V129H157ZM164 130V129H163ZM162 130V131H163ZM166 130H168V129H166ZM179 130H182V128L181 129H179ZM185 130V129H184ZM190 130V129H189ZM196 130V129H195ZM6 131V130H5ZM75 131V130H74ZM77 131H79V130H77ZM91 131H92V129H91ZM94 131V130H93ZM101 131V130H100ZM113 131V130H112ZM134 131H135V129H134ZM137 131V130H136ZM148 131V130H147ZM176 131V130H175ZM192 131V130H191ZM206 133H205V132ZM216 131H221V133L219 134V137H220V139L218 138V137H216V136H214V135H211V134H213L214 132H216ZM4 132V131H3ZM9 132V131H8ZM7 132V133H8ZM82 132H83V130H82ZM106 132V131H105ZM121 132V131H120ZM150 132V131H149ZM154 132H156V131H154ZM153 132V133H154ZM0 133H1V131H0ZM7 133H5V135H7ZM76 133H78V132H76ZM79 133H80V137H82V139H83V143H86V145L90 148V151L92 152V154L91 155H93L92 157L94 158V159H96L97 161H98V163H100V165L102 166V169H104L105 171H107L109 174H111V176H112V178H113V180L114 181H116V183H117V186L119 187V189H120V191H122L124 194V196L126 195L128 198L127 199H130V203H131V205H133L132 203H134V205H135V207H136V211L138 210L139 212H140V214H141V216L144 218V219H142L141 217H139V215H137V217H139V219L141 218V221L142 220H145L146 222H147V224H149L152 228H150L152 231H154V233L153 234H156L157 233V235H159V239L160 240H162L163 242H164V244L169 248V250L168 251H170V257H168L167 259H169V264H193V263H195V260L196 259H193V257L191 258V256H188V257H185V258H183V257H181V255H180V252L178 253V251L177 250H175L173 247H171V245H170V243L168 242V240H166V238L165 237H163L161 234V232H160V230L157 228L156 229V227L154 226V223H153V221H154V218L153 217H151V218H153V220L150 218V215L147 213V212H144L143 210H142V208H141V206L142 205H140V204H142V202L140 203V204H138L137 202H138V200L139 199H142V198H137V202L135 201V198H133L132 197V195H133V193H132V195L129 193L130 191H128L127 190V188H126V186L124 185V183H123V180L125 179V178H123V180L121 181L120 179H122V177L119 175V177H121V178H119L117 175H115V173H116V171H115V173H113L112 172V170H111V167H110V164L107 162V158L108 157H110V158H125V157H133V154L134 153H136L134 150H136V148L137 147H135V148H132V149H134V150H132L131 148H130V143H129V146L128 145H126V147H124V145L123 144H121L120 143V141L119 142H114V145H115V143H116V145L115 146H111L110 147V149L109 150H107V152H106V154L105 155H103L104 153V151L102 152V151H100L101 152V154H100V152H98V150H99V147H97V148H95V146H94V144H91V142H89V140H87V138H86V136H84V135H86V134H82L80 131H79ZM88 133V132H87ZM92 133V132H91ZM90 133V134H91ZM94 133H95V131H94ZM93 133V134H94ZM96 133H97V131H96ZM113 133V132H112ZM157 133V132H156ZM166 133V132H165ZM174 133V132H173ZM178 133H180L181 134V132H178ZM178 133H176V134H178ZM192 133H193V131H192ZM201 133V134H202ZM207 133H208V135H211V136H213V138L212 137H209L208 135H207ZM209 133H211V134H209ZM229 135H228V134ZM10 134V133H9ZM45 135H47V133H44ZM99 134V133H98ZM111 134V133H110ZM119 134H121V133H119V132H117V134L115 135V137L118 135L119 136ZM131 134H132V131H131ZM131 134H121L118 138H117V140H120V139H123V140H125L126 142H128L129 141V139H135V138H133L132 136H133V134H134V132H133V134L131 135ZM139 134H140V132H139ZM155 134V133H154ZM153 134V135H154ZM158 134V133H157ZM175 134V133H174ZM183 134V133H182ZM181 134V135H182ZM196 134V133H195ZM206 134V135H205ZM215 135H217L218 136V132H217V134L216 133H214ZM228 137H226L225 135ZM44 135V136H45ZM95 135V134H94ZM94 135H93V137H94ZM104 135H106V133H104ZM142 135V134H141ZM190 135V134H189ZM198 135V134H197ZM71 136V135H70ZM75 136V135H74ZM76 136H78V135H76ZM88 136H90V135H88ZM92 136V135H91ZM96 136H98V135H96ZM108 136H110V135H108ZM135 136H137L136 135V133H135V135H134V137ZM140 136V135H139ZM143 136H145V135H143ZM142 136V137H143ZM146 136L148 137V135L146 134ZM157 136H159V135H157ZM191 136V135H190ZM194 136V135H193ZM196 136V135H195ZM4 137V136H3ZM3 137H1V140H0V145H2L3 144V147H4V142H5V139H8L9 140V135L8 136H6L5 138H3ZM112 137V136H111ZM141 137V138H142ZM155 137V136H154ZM168 137V136H167ZM176 137V136H175ZM202 137V136H201ZM3 138V139H2ZM107 138V137H106ZM137 139H138V137H136ZM146 138V137H145ZM179 138V137H178ZM214 139V138H216V140L214 139V141H217V142H214L212 139ZM45 139V138H44ZM76 140L78 139V137L77 138H75ZM90 139V138H89ZM94 138H92V140H93ZM95 139H97V138H95ZM109 139V138H108ZM183 139V135H182V138L180 139V140H182ZM192 139V138H191ZM218 139L219 140H222V141H219L218 142ZM48 140V139H47ZM56 140V139H55ZM80 141H81V139H79ZM111 140V139H110ZM116 140V138L114 139V141ZM121 141V142H124V141ZM146 140H147V138H146ZM155 140H156V138H155ZM154 140V141H155ZM158 140V139H157ZM162 140V139H161ZM194 140V139H193ZM192 140V141H193ZM198 140V139H197ZM78 141V140H77ZM77 141H75V142H77ZM85 141V142H84ZM91 141V140H90ZM96 141V140H95ZM135 141V140H134ZM143 141H145L144 139H143ZM149 141V140H148ZM151 141V140H150ZM174 141V140H173ZM178 142H179V140H177ZM191 141V140H190ZM6 142H7V140H6ZM11 143H12V141H10ZM43 142V141H42ZM136 142H137V140H136ZM185 142H186V140H185ZM189 142V141H188ZM187 142V143H188ZM80 143V142H79ZM104 143V142H103ZM118 143H120L121 145H123V146H120V145H118ZM132 143H133V141H132ZM145 143V142H144ZM171 143V142H170ZM175 143H177V142H174V144ZM183 142L181 141V143L180 144H182ZM198 143V142H197ZM7 144V143H6ZM8 144H9V142H8ZM102 144V143H101ZM100 144V145H101ZM110 144V143H109ZM178 144V143H177ZM43 145V144H42ZM82 145V144H81ZM108 145V144H107ZM142 145V144H141ZM143 145H145V144H143ZM148 145V144H147ZM162 145V144H161ZM187 145V144H186ZM196 145V144H195ZM194 145V146H195ZM5 146H7V145H5ZM150 146V145H149ZM156 146V145H155ZM165 146V145H164ZM174 146V145H173ZM183 146V145H182ZM77 147H79V146H77ZM105 147V146H104ZM175 147V146H174ZM177 147V146H176ZM180 147H181V145H180ZM12 148V147H11ZM16 148V147H15ZM32 148V147H31ZM35 148V147H34ZM40 148V147H39ZM47 148H49V146L47 147ZM139 148V147H138ZM161 148V147H160ZM179 148V147H178ZM177 148V149H178ZM189 148V147H188ZM191 148V147H190ZM5 148H0V150L1 151H5L4 150ZM7 149V148H6ZM29 149V148H28ZM45 149V148H44ZM87 149V148H86ZM98 149V150H97ZM105 150H106V147L104 148ZM159 149V148H158ZM176 149V148H175ZM8 150V149H7ZM42 150V149H41ZM80 150V149H79ZM101 150V149H100ZM103 150V149H102ZM146 150V149H145ZM149 150V149H148ZM153 150V149H152ZM10 151V150H9ZM8 151V152H9ZM24 151V150H23ZM26 151V150H25ZM37 151V150H36ZM89 151V152H90ZM169 151V150H168ZM175 151H177V150H175ZM179 151V150H178ZM182 151H184V148L182 147ZM189 150H187L186 152H188ZM190 151H192V152H196V151H193V149L191 150L190 149ZM34 152V151H33ZM139 152H141V151H139ZM159 152V151H158ZM161 152V151H160ZM185 152V153H186ZM41 153V152H40ZM43 153V152H42ZM48 153V152H47ZM56 153V152H55ZM82 153V152H81ZM84 153V152H83ZM150 153V152H149ZM162 153H164V152H162ZM173 153V152H172ZM179 153H180V151H179ZM190 154H191V152H189ZM194 154V153H193ZM22 155V154H21ZM37 155H38V153H37ZM137 155L139 156L140 154L139 153H137ZM166 155H168V154H166ZM179 155H181V154H179ZM179 155H177L176 154V156H179ZM185 155V154H184ZM183 155V156H184ZM187 155V157H188V154H186ZM186 155H185V157H186ZM19 156V155H18ZM27 156V155H26ZM33 156H35V154L33 155ZM32 156V157H33ZM87 156H89V155H87ZM152 156V155H151ZM161 156V155H160ZM169 156H170V153H169ZM169 156H168V158H169ZM172 156V155H171ZM175 156V155H174ZM23 157V156H22ZM51 157V156H50ZM49 157V158H50ZM52 157H53V154H52ZM91 157V156H90ZM156 157V156H155ZM193 157V156H192ZM15 158V157H14ZM21 158V157H20ZM29 158V157H28ZM149 158V156L146 158V160ZM162 158V157H161ZM167 158V157H166ZM166 158H163L164 160L166 159ZM177 158V157H176ZM184 158V157H183ZM191 158V157H190ZM190 158H188V160L190 159ZM29 159H31V158H29ZM52 159V158H51ZM55 159V158H54ZM136 159V158H135ZM158 159H159V157H158ZM175 159V158H174ZM182 159V158H181ZM185 159V158H184ZM192 159V158H191ZM21 160V159H20ZM26 160V159H25ZM90 160V159H89ZM137 161H132L133 162V164H132V162H131V166L129 165V166H127V168H128V170H131V172L132 171H135V169L136 168H138V169H140V168H142L143 166V164H141V159H138V157H137V159H136ZM163 160V161H164ZM167 160V159H166ZM9 161V160H8ZM8 161H7V163H8ZM53 161V160H52ZM52 161H51V163H52ZM87 161V160H86ZM94 161V160H93ZM96 161V162H97ZM125 161V160H124ZM123 161V162H124ZM152 161V160H151ZM159 161V160H158ZM172 161V160H171ZM175 161V160H174ZM187 160L185 159V162H186ZM195 161H191L190 163L191 164H193L194 165V163H195ZM1 162L2 161H0V164H1ZM16 162V161H15ZM29 162V161H28ZM41 162V161H40ZM82 162H83V160H82ZM117 162H119V161H117ZM122 162V163H123ZM139 162H140V164H139ZM146 162V161H145ZM144 162V163H145ZM166 163H167V161H165ZM169 162V161H168ZM193 162V163H192ZM4 163H6V162H4ZM4 163H2V164H4ZM23 163V162H22ZM37 163V162H36ZM48 163H50V162H48ZM51 163H50V165H51ZM134 163H135V165H134ZM155 163V162H154ZM158 163H160V162H158ZM162 163V162H161ZM160 163V164H161ZM172 163H174V162H172ZM183 163V162H182ZM1 164V165H2ZM43 164V163H42ZM87 164V163H86ZM85 164V165H86ZM94 164H97V163H95V161H94ZM119 164V163H118ZM128 164V161L126 162V165ZM138 164V165H137ZM148 164H149V162H148ZM176 164V163H175ZM183 164H185V163H183ZM9 165V164H8ZM10 165H12L13 166V164H10ZM9 165V166H10ZM19 165V164H18ZM34 165V163L32 164V166ZM44 165V164H43ZM45 165H46V163H45ZM49 165V164H48ZM99 165V164H98ZM141 165V166H140ZM155 165V164H154ZM164 165V164H163ZM188 165H189V163L187 162V167H188ZM2 166H4V165H2ZM1 166V167H2ZM12 166H11V168H12ZM26 166V165H25ZM30 166V165H29ZM72 166V165H71ZM90 166V165H89ZM94 166V165H93ZM92 166V167H93ZM100 166V167H101ZM124 166H125V164H124ZM137 166V167H136ZM153 166V165H152ZM151 166V167H152ZM159 166V165H158ZM162 166V165H161ZM169 166V165H168ZM5 167V166H4ZM8 167V166H7ZM40 167V166H39ZM42 167V166H41ZM45 167V166H44ZM48 166H46V168H47ZM96 167V166H95ZM150 167V168H151ZM154 167V166H153ZM187 167L185 168V169H187ZM189 167H191L190 165H189ZM188 167V168H189ZM196 167V166H195ZM194 166L192 167V168H189L190 170L191 169H193L194 170V168H195ZM17 168V167H16ZM23 168H25V167H23ZM59 168H60V166H59ZM126 168V169H127ZM159 168V167H158ZM165 168V167H164ZM168 168L169 167H167V170H168ZM183 168V167H182ZM1 170H3L2 168H0ZM13 170L15 169V168H12ZM58 169V168H57ZM79 169V168H78ZM86 169V168H85ZM93 169H94V167H93ZM100 169V168H99ZM113 169V168H112ZM133 169V170H132ZM189 169H187L188 170V173H189ZM0 170V171H1ZM4 170H6V169H4ZM4 170H3V173H4ZM19 170H21V169H19ZM39 170V169H38ZM71 170V169H70ZM114 170V169H113ZM137 170V169H136ZM193 170H191V171H193ZM11 171V170H10ZM22 171V170H21ZM81 171V170H80ZM104 171V172H105ZM122 171V170H121ZM124 171V170H123ZM138 171V170H137ZM136 171V172H137ZM164 171H165V169H164ZM179 171V170H178ZM190 171V173L192 174V172ZM28 172V171H27ZM41 172V171H40ZM84 172V171H83ZM106 172V173H107ZM143 172V171H142ZM150 172V171H149ZM169 171H167V173H168ZM175 172H176V170H175ZM182 172V171H181ZM197 172V171H196ZM0 173H2V172H0ZM30 173H31V171H30ZM90 173H91V171H90ZM106 173L104 174V175H106ZM187 173V174H188ZM194 173V172H193ZM4 174H6V172L4 173ZM12 174H14V172L12 173ZM69 174H70V172H69ZM97 174V173H96ZM117 174V173H116ZM122 174V173H121ZM125 174H126V172H125ZM127 174H128V172H127ZM133 174H134V172H133ZM145 174H147V173H145ZM144 174V175H145ZM154 174V173H153ZM157 174V173H156ZM183 174V173H182ZM191 174H189V177L191 176ZM1 175V174H0ZM7 175V174H6ZM9 175V174H8ZM21 175V174H20ZM51 175V174H50ZM54 175V174H53ZM135 175V174H134ZM134 175H132V177L134 176ZM149 175V174H148ZM160 175V174H159ZM3 176V175H2ZM16 176H17V174H16ZM38 176V175H37ZM63 176H65V175H63ZM72 176V175H71ZM87 176V175H86ZM90 176V175H89ZM95 176V175H94ZM110 176V175H109ZM123 176V175H122ZM125 176V175H124ZM136 176V175H135ZM142 176H143V174H142ZM165 176V175H164ZM175 176V175H174ZM179 176V175H178ZM6 177V176H5ZM4 177V178H5ZM11 177V176H10ZM12 177H13V175H12ZM22 177V176H21ZM46 177V176H45ZM96 177V176H95ZM126 177H131L130 176V172H129V174L126 176ZM137 177H138V175H137ZM157 177H158V175H157ZM186 177V176H185ZM192 177V176H191ZM194 177V176H193ZM3 178V179H4ZM7 178V177H6ZM67 178V177H66ZM145 178V177H144ZM156 178V177H155ZM159 178V177H158ZM182 178V177H181ZM188 178V177H187ZM202 178H203V176H202ZM7 179H10V178H7ZM14 179V178H13ZM39 179H41V178H39ZM46 179H49V176H48V178L46 177ZM90 179V178H89ZM104 179H105V176H104ZM103 179V180H104ZM108 179V178H107ZM138 179H140V178H138ZM138 179H137V181H138ZM171 179V178H170ZM185 179V178H184ZM189 179V178H188ZM205 179V178H204ZM11 180V179H10ZM15 180V179H14ZM31 180V179H30ZM33 180H34V178H33ZM32 180V181H33ZM38 180V179H37ZM71 180H73V179H71ZM109 180V179H108ZM111 180V179H110ZM126 180V179H125ZM135 180H136V177H135ZM144 180V179H143ZM156 180V179H155ZM173 180V179H172ZM175 180V179H174ZM182 180V179H181ZM190 180V179H189ZM199 180V179H198ZM203 180V179H202ZM201 180V181H202ZM206 180L204 181V182H206ZM1 181H2V179H1ZM7 182L6 181V179H4L3 181H2V183L3 182ZM22 181V180H21ZM20 181V182H21ZM131 182L133 181V179L132 180H130ZM137 181H135V183L137 182ZM140 181V180H139ZM183 181V180H182ZM200 181V180H199ZM210 181V182H211ZM8 182H12V180L11 181H8ZM34 182V181H33ZM32 182V183H33ZM42 182V181H41ZM49 182H51V180L49 181ZM145 182H147V181H145ZM163 182H165V180L164 181H162V183ZM169 182V181H168ZM167 182V183H168ZM184 182V181H183ZM190 182V181H189ZM1 183V184H2ZM13 184L15 183V182H12ZM31 183V184H32ZM47 183H48V181H47ZM58 183V182H57ZM70 183H72V182H70ZM77 183V182H76ZM134 183V182H133ZM133 183H131V184H133ZM195 183V182H194ZM199 183H201V182H199ZM28 185H29V183H27ZM59 184V183H58ZM58 184H56L55 186H57ZM115 184V183H114ZM130 184V185H131ZM156 184V183H155ZM179 184V183H178ZM187 184V183H186ZM16 185V184H15ZM23 185H25V184H23ZM63 185V184H62ZM113 185V184H112ZM111 185V186H112ZM153 185V184H152ZM167 185V184H166ZM200 185V184H199ZM1 186V185H0ZM4 186V185H3ZM8 186V185H7ZM32 186V185H31ZM30 186V187H31ZM60 186V185H59ZM114 186V185H113ZM115 186H116V184H115ZM154 186V185H153ZM161 186H162V184H161ZM174 186V185H173ZM202 186V185H201ZM2 187V186H1ZM0 187V188H1ZM38 187V186H37ZM51 187H53V186H51ZM51 187H49V188H51ZM73 187V186H72ZM97 187V186H96ZM95 187V188H96ZM109 187V186H108ZM117 187V188H118ZM136 187V186H135ZM134 187V188H135ZM163 187V186H162ZM179 187H180V185H179ZM181 187H182V185H181ZM180 187V188H181ZM196 187V186H195ZM203 187V186H202ZM5 188H7V187H5ZM15 188V187H14ZM41 188V187H40ZM73 188H75V187H73ZM87 188V187H86ZM110 188V187H109ZM108 188V189H109ZM116 188V187H115ZM116 188V189H117ZM155 188V187H154ZM165 188V187H164ZM167 188V187H166ZM175 188V187H174ZM183 188V187H182ZM181 188V189H182ZM201 188V187H200ZM199 188V189H200ZM63 189H64V187H63ZM112 189V188H111ZM115 189V190H116ZM137 189V188H136ZM173 189V188H172ZM189 189H190V186H189ZM202 189V188H201ZM200 189V190H201ZM2 189H0V191H1ZM4 190V189H3ZM70 190V189H69ZM94 190V189H93ZM129 190H130V188H129ZM177 190V189H176ZM188 190V189H187ZM199 190V191H200ZM203 190V189H202ZM15 191H17V190H15ZM19 191H21V190H19ZM49 191H50V189H49ZM53 191V190H52ZM68 191V190H67ZM104 191V190H103ZM119 191V190H118ZM157 191V190H156ZM8 192H9V189H8ZM8 192H6V194L8 193ZM18 192V191H17ZM21 192H23V191H21ZM108 192H109V190H108ZM132 192V191H131ZM176 192V191H175ZM213 192V191H212ZM23 193H26V192H23ZM41 193V192H40ZM47 193H48V191H47ZM64 193H66V192H64ZM140 193V192H139ZM159 193V192H158ZM211 193V191L208 193V194H210ZM9 194V193H8ZM29 194V193H28ZM27 194V195H28ZM67 194V193H66ZM110 194H111V192H110ZM197 194V193H196ZM207 194V193H206ZM1 195V194H0ZM10 195H12V194H10ZM24 195V194H23ZM68 195V194H67ZM112 195H113V193H112ZM117 195V194H116ZM122 195V196H123ZM150 195V194H149ZM168 195V194H167ZM186 195V194H185ZM14 196V195H13ZM42 196V195H41ZM46 196H48L47 194H46ZM64 196H66V195H64ZM96 196V195H95ZM182 196V195H181ZM207 196V195H206ZM213 197H214V192H213V195H212ZM222 196V195H221ZM225 196H226V194H225ZM0 197H2V196H0ZM5 197V196H4ZM7 197L8 196H6V199H7ZM28 197V196H27ZM53 197V196H52ZM60 197V196H59ZM69 196H67L66 198H68ZM83 197V196H82ZM98 197V196H97ZM109 197V196H108ZM141 197V196H140ZM144 197H146V196H144ZM170 197V196H169ZM168 197V198H169ZM176 197V196H175ZM180 197V196H179ZM205 197V196H204ZM220 197V196H219ZM3 198V197H2ZM16 198H17V196H16ZM25 198V197H24ZM111 198V197H110ZM115 198V197H114ZM154 198V197H153ZM200 198V197H199ZM5 199V198H4ZM3 199V200H4ZM13 199V198H12ZM18 199V198H17ZM93 198H91L90 199V201L92 200ZM152 199V198H151ZM156 199H158V198H156ZM164 199V198H163ZM195 199V198H194ZM204 199V198H203ZM221 199V198H220ZM223 199V198H222ZM225 199V198H224ZM227 199V200H228ZM9 200V199H8ZM22 200V199H21ZM20 200V201H21ZM56 200V202H57V200L58 199H56V197H55V199L53 200V201H55ZM67 200V199H66ZM94 200V199H93ZM97 200V199H96ZM108 200H110V199H108ZM153 200V199H152ZM183 200V199H182ZM0 201H2V200H0ZM11 201V200H10ZM13 201V200H12ZM47 201V200H46ZM62 201V200H61ZM81 201H82V199H81ZM128 201V200H127ZM143 201V200H142ZM148 201H150V200H147V202ZM168 201V200H167ZM174 201V200H173ZM220 201V200H219ZM224 201V200H223ZM145 202V201H144ZM160 202V201H159ZM196 202V201H195ZM9 203V202H8ZM7 203V204H8ZM47 203H49V202H47ZM46 203V204H47ZM52 203H54V202H52ZM51 202H50V204H52ZM149 203V202H148ZM154 203V202H153ZM157 203V202H156ZM180 203V202H179ZM178 203V204H179ZM183 203V202H182ZM190 203V202H189ZM209 203V202H208ZM220 203H221V201H220ZM225 203V202H224ZM10 204V207H11V203H9ZM18 204V203H17ZM20 204V203H19ZM40 204V203H39ZM38 204V205H39ZM45 204V205H46ZM91 204V203H90ZM129 204V203H128ZM192 204V203H191ZM198 204H199V202H198ZM219 204V203H218ZM217 204V205H218ZM222 204V203H221ZM220 204V205H221ZM227 204V203H226ZM3 205V204H2ZM12 205H13V203H12ZM15 205V204H14ZM42 205H44V203L42 204ZM105 205H106V203H105ZM130 205V204H129ZM130 205V206H131ZM152 205V204H151ZM0 206H1V203H0ZM18 206V205H17ZM20 206V205H19ZM27 206H29V205H27ZM50 206V205H49ZM89 206V205H88ZM91 206V205H90ZM108 206V205H107ZM129 206V207H130ZM150 206V205H149ZM165 206V205H164ZM184 207H185V209H186V206L185 205H183ZM189 206H190V204H189ZM193 206V205H192ZM37 207V206H36ZM41 207V206H40ZM78 207H80V206H78ZM77 207V208H78ZM111 207V206H110ZM132 207V206H131ZM214 207V206H213ZM220 207V206H219ZM4 208H6V207H4ZM34 208H35V206H34ZM34 208H32V209H34ZM56 208V207H55ZM104 208V207H103ZM128 208V207H127ZM169 208V207H168ZM178 208V207H177ZM225 208V207H224ZM2 209V208H1ZM65 209V208H64ZM96 209V208H95ZM131 209V208H130ZM148 209V208H147ZM174 209V208H173ZM190 209V208H189ZM217 209H218V207H217ZM221 209V208H220ZM86 210V209H85ZM84 210V211H85ZM87 210H88V207H87ZM105 210V209H104ZM135 210V209H134ZM161 210V209H160ZM175 210H176V207H175ZM182 210V209H181ZM187 210V209H186ZM193 210V209H192ZM197 210V209H196ZM195 210V211H196ZM2 211V210H1ZM43 211V210H42ZM83 211V212H84ZM148 211V210H147ZM157 211H159V210H157ZM157 211H155V212H157ZM189 211V210H188ZM224 211V210H223ZM6 212V211H5ZM176 212H177V210H176ZM197 212V211H196ZM1 213V212H0ZM37 213V212H36ZM46 213H47V211H46ZM215 213H216V211H215ZM214 213V214H215ZM223 213V212H222ZM228 213V212H227ZM42 214V213H41ZM69 214V213H68ZM130 214V213H129ZM129 214H127V215H129ZM132 214V213H131ZM133 214H134V212H133ZM158 214L160 215V213L158 212ZM176 214V213H175ZM189 214H191V213H189ZM201 214V213H200ZM71 215V214H70ZM76 215V214H75ZM74 215V216H75ZM78 215H81V213L80 214H77V216L76 217H78ZM104 215V214H103ZM115 215H116V213H115ZM174 215V214H173ZM203 215V214H202ZM227 214H225V216H226ZM1 217H4V216H2V214L0 215ZM85 216V215H84ZM131 216V215H130ZM170 216V215H169ZM175 216V215H174ZM220 216V215H219ZM222 216V215H221ZM15 217V216H14ZM41 217V216H40ZM62 217V216H61ZM67 217V216H66ZM86 217V216H85ZM88 217V216H87ZM89 217H90V215H89ZM157 217V216H156ZM223 217V216H222ZM229 217V216H228ZM228 217H225V218H228ZM65 218V217H64ZM70 218H71V216H70ZM104 218V217H103ZM174 218V217H173ZM217 218V217H216ZM1 219V218H0ZM8 219V218H7ZM53 219V218H52ZM73 219V218H72ZM90 219V218H89ZM127 219H128V217H127ZM170 219V218H169ZM179 219V218H178ZM198 219H199V217H198ZM2 220H4V219H2ZM12 220V219H11ZM30 220V219H29ZM54 220H56V219H54ZM54 220H52V221H54ZM102 220V219H101ZM126 220V219H125ZM196 220V219H195ZM217 220V219H216ZM226 219H224V221H225ZM34 221V220H33ZM44 221V220H43ZM42 221V222H43ZM127 221V220H126ZM203 221V220H202ZM222 221V220H221ZM41 222V221H40ZM88 222V221H87ZM121 222V221H120ZM124 222L125 221H123V225H124ZM133 222V221H132ZM172 222V221H171ZM174 222H178V221H175L174 220ZM200 222V221H199ZM210 222V221H209ZM213 222V221H212ZM1 223V222H0ZM13 223V222H12ZM60 223V222H59ZM64 223V222H63ZM67 223V222H66ZM100 223V222H99ZM117 223V222H116ZM126 223H128V222H126ZM164 223V222H163ZM179 223V222H178ZM206 223V222H205ZM11 224V223H10ZM36 224V223H35ZM45 224V223H44ZM54 224V223H53ZM85 224H86V222H85ZM94 224V223H93ZM93 224H92V226H93ZM96 224V223H95ZM147 224H146V226H147ZM165 224V223H164ZM164 224H162V225H160V226H163ZM229 224V223H228ZM51 225V224H50ZM60 225V224H59ZM83 225V224H82ZM88 225H89V223H88ZM116 225V224H115ZM120 225H121V223H120ZM168 225V224H167ZM176 225H177V223H176ZM186 225V224H185ZM193 225V224H192ZM203 225V224H202ZM24 226H25V224H24ZM41 226V225H40ZM97 226V225H96ZM114 226V225H113ZM112 226V227H113ZM122 226V225H121ZM231 226V225H230ZM1 227V226H0ZM31 227V226H30ZM44 227V226H43ZM59 227V226H58ZM62 227V226H61ZM60 227V228H61ZM81 227H83V226H81ZM85 227V226H84ZM83 227V228H84ZM111 227V226H110ZM148 227V226H147ZM165 227V226H164ZM166 227H168V226H166ZM197 227V226H196ZM195 227V228H196ZM201 227V226H200ZM32 228V227H31ZM94 228V227H93ZM159 228H161L162 229V227H159ZM194 228V229H195ZM224 228V227H223ZM227 228V227H226ZM231 228V229H232ZM1 230H2V228H0ZM64 229V228H63ZM86 229V228H85ZM120 229V228H119ZM123 229V228H122ZM209 229V228H208ZM220 229H221V226H220ZM229 229V228H228ZM53 230V229H52ZM132 230V229H131ZM159 230V231H158ZM230 230V229H229ZM6 231V230H5ZM23 231V230H22ZM38 231V230H37ZM48 231V230H47ZM68 231V230H67ZM125 231V230H124ZM148 231V230H147ZM187 231V230H186ZM203 231V230H202ZM207 231V230H206ZM228 231V230H227ZM226 231V233H228ZM34 232V231H33ZM41 232H43V231H41ZM40 232V233H41ZM53 232H54V230H53ZM70 232V231H69ZM84 232V231H83ZM116 232V231H115ZM149 232V231H148ZM213 232V231H212ZM221 232H225V231H221ZM231 232V231H230ZM229 232V233H230ZM23 233V232H22ZM46 233V232H45ZM72 233V232H71ZM161 233V234H160ZM180 233V232H179ZM205 233V232H204ZM11 234V233H10ZM51 234V233H50ZM54 234V233H53ZM78 234H80V232L78 233ZM77 234V236H79ZM125 234H126V232H125ZM129 234V233H128ZM145 234V233H144ZM150 234H151V232H150ZM164 234V233H163ZM231 234V233H230ZM19 235V234H18ZM33 235V234H32ZM56 235V234H55ZM69 235V234H68ZM73 235V234H72ZM80 235H82V233L80 234ZM94 235H95V233H94ZM135 235V234H134ZM188 235V234H187ZM226 235V234H225ZM21 236V235H20ZM92 236V235H91ZM114 236V235H113ZM124 236V235H123ZM129 236V235H128ZM165 236V235H164ZM208 236V235H207ZM209 236H210V233H209ZM217 236V235H216ZM218 236H219V234H218ZM39 237H41V235L39 236ZM43 237V236H42ZM56 237H58L57 235H56ZM60 237V236H59ZM132 237V236H131ZM135 237V236H134ZM153 237V236H152ZM155 237H157V236H155ZM154 237V238H155ZM173 237V236H172ZM227 237V236H226ZM230 237V236H229ZM235 237V236H234ZM5 238V237H4ZM8 238V237H7ZM13 238H14V236H13ZM52 238V237H51ZM53 238H55V237H53ZM62 238V237H61ZM121 238V237H120ZM149 238V237H148ZM184 238V237H183ZM207 238V237H206ZM211 238V237H210ZM216 238V237H215ZM222 238V237H221ZM224 238H225V236H224ZM58 239V238H57ZM60 239V238H59ZM130 239V238H129ZM186 239V238H185ZM212 239V238H211ZM6 240V239H5ZM77 240H78V238H77ZM122 240H124V239H122ZM131 240V239H130ZM135 240H136V238H135ZM141 240H143V239H141ZM140 240V241H141ZM194 240V239H193ZM206 240V239H205ZM221 240V239H220ZM40 241V240H39ZM43 241V240H42ZM99 241V240H98ZM126 241V240H125ZM202 241V240H201ZM61 242V241H60ZM186 242V241H185ZM190 242V241H189ZM8 243V242H7ZM11 243V242H10ZM24 243V242H23ZM59 243V242H58ZM172 243V242H171ZM204 243V242H203ZM208 246L210 245V244H212V243H210L209 244V240H208ZM215 243H217V242H215ZM227 243V242H226ZM30 244V243H29ZM52 244V243H51ZM56 244V243H55ZM54 244V245H55ZM63 244V243H62ZM90 244V243H89ZM160 244V243H159ZM191 244V243H190ZM193 244V243H192ZM224 244H225V242H224ZM237 244V245H238ZM39 245V244H38ZM47 245V244H46ZM59 245V244H58ZM81 245V244H80ZM83 245V244H82ZM82 245H81V247H82ZM138 245V244H137ZM141 245V244H140ZM140 245H139V248H140ZM161 245H162V243H161ZM160 245V246H161ZM186 245V244H185ZM200 245V244H199ZM199 245H198V247H199ZM226 245V244H225ZM23 246V245H22ZM31 246V245H30ZM43 246V245H42ZM45 246V245H44ZM68 246V245H67ZM174 246V245H173ZM188 246H190V245H186V247H188ZM205 246V245H204ZM234 246V245H233ZM7 247V246H6ZM13 246H11V248H12ZM16 247V246H15ZM38 247H40V246H38ZM37 247V248H38ZM54 247V246H53ZM95 247V246H94ZM121 247V246H120ZM164 247V248H163ZM162 248L164 249V251H165V246H163ZM166 247V248H167ZM194 247L195 246H193V248L192 249H194ZM201 247V246H200ZM212 247H213V245H212ZM229 247H230V245H229ZM232 247V246H231ZM3 248V247H2ZM14 248V247H13ZM18 248H20L19 246L17 247V249ZM32 248V247H31ZM36 248V249H37ZM88 248V247H87ZM105 248V247H104ZM133 248V247H132ZM184 248L185 247H183V250H184ZM190 248V247H189ZM189 248H185L186 249V251H187V249L188 250H190ZM202 248V247H201ZM224 248H226V247H224ZM235 249L237 248V246L236 247H234ZM233 247H232V249L234 250L233 251V253H235L236 252V250L234 249ZM8 249V248H7ZM6 249V250H7ZM10 249V248H9ZM16 248H15V250L18 252V250H17ZM56 249V248H55ZM92 249V248H91ZM138 249V248H137ZM211 249V248H210ZM14 249L12 250V251H15ZM19 250H21V248L19 249ZM39 250V249H38ZM181 250V249H180ZM201 250V249H200ZM206 250V249H205ZM228 250V249H227ZM238 250V249H237ZM240 250V249H239ZM10 251V250H9ZM9 251H6V253L8 252V253H10ZM25 251V250H24ZM23 250L22 251H19L18 252V254L20 253V255H22L23 253L22 252H24ZM33 251V250H32ZM87 251V250H86ZM163 251V252H164ZM193 251V250H192ZM195 251V250H194ZM202 251V250H201ZM207 251V250H206ZM205 251V252H206ZM241 251V250H240ZM16 252V253H17ZM33 252H36V251H33ZM73 252V251H72ZM107 252H108V250H107ZM160 252H161V250H160ZM167 252V251H166ZM13 254H14V252H12ZM37 253V252H36ZM76 253V252H75ZM141 253V252H140ZM165 253V252H164ZM190 253V252H189ZM195 253V252H194ZM230 253H231V250H230ZM242 253V252H241ZM241 253H239V256L241 255ZM245 253V252H244ZM25 256H28V255H30L29 253H28V255H27V253L25 252ZM35 254V253H34ZM42 254V253H41ZM135 254H136V252H135ZM167 254V253H166ZM205 254V253H204ZM218 254V253H217ZM243 254V253H242ZM109 255V254H108ZM138 255V254H137ZM141 255V254H140ZM168 255V254H167ZM189 255H192V252H191V254H189ZM201 255H203V253L201 254ZM200 255V256H201ZM219 255V254H218ZM237 255H238V252H237ZM236 255V257H238V258H240V260H242L243 258V256L242 257H239V256H237ZM14 256V255H13ZM43 256V255H42ZM42 256H40V258H38V259H42L41 257ZM50 256H52V255H50ZM74 256V255H73ZM144 256H145V254H144ZM169 256V255H168ZM204 256V255H203ZM245 256H246V254H245ZM30 257V256H29ZM46 257V256H45ZM138 257V256H137ZM194 257H196V255L194 254ZM234 257V256H233ZM12 258V257H11ZM14 258L15 259H18L17 258V256H14ZM20 258V257H19ZM28 258V257H27ZM47 258V257H46ZM142 258H144V257H142ZM150 258V257H149ZM152 258V257H151ZM156 258V257H155ZM235 258V257H234ZM237 258V259H238ZM13 259V258H12ZM29 259V258H28ZM48 259V258H47ZM139 259H141V258H139ZM192 259H193V263H192ZM236 259V258H235ZM247 259V260H248ZM19 260V259H18ZM152 260V259H151ZM14 261H16V260H13V262ZM29 261V260H28ZM33 261H35V260H33ZM32 261V262H33ZM48 261V260H47ZM73 261H74V259H73ZM91 261V260H90ZM141 261V260H140ZM160 261V260H159ZM166 261V260H165ZM234 261V260H233ZM236 261V260H235ZM246 261V260H245ZM249 261V260H248ZM20 262V261H19ZM25 262V261H24ZM23 262V263H24ZM87 262V261H86ZM198 262V261H197ZM196 262V263H197ZM207 262V261H206ZM237 262V264H242L241 262L242 261H239V259L236 261ZM239 262V263H238ZM247 262V261H246ZM18 263V262H17ZM16 263V264H17ZM37 263H39V262H37ZM73 263V262H72ZM104 263V262H103ZM160 263V262H159ZM163 264H164V262H162ZM195 263V264H196ZM200 263V261L197 263V264H199ZM203 263V262H202ZM21 264H22V261H21ZM35 264V263H34ZM42 264V263H41ZM74 264V263H73ZM85 264V263H84ZM161 264V263H160ZM167 264V263H166ZM232 264H233V262H232ZM234 264H235V262H234ZM247 264V263H246ZM250 264H252L251 262H250Z\"/></svg>", "mask_w": 264, "mask_h": 264}, {"label": "snow or ice", "instance_id": "3", "mask_svg": "<svg viewBox=\"0 0 264 264\" xmlns=\"http://www.w3.org/2000/svg\"><path fill=\"white\" fill-rule=\"evenodd\" d=\"M217 6H219V5H217Z\"/></svg>", "mask_w": 264, "mask_h": 264}]
</instances>
